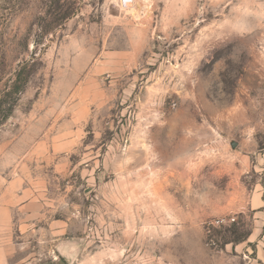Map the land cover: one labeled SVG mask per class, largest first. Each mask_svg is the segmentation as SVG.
I'll return each instance as SVG.
<instances>
[{
    "label": "rangeland",
    "instance_id": "1",
    "mask_svg": "<svg viewBox=\"0 0 264 264\" xmlns=\"http://www.w3.org/2000/svg\"><path fill=\"white\" fill-rule=\"evenodd\" d=\"M33 58L0 264H264V0H0V87Z\"/></svg>",
    "mask_w": 264,
    "mask_h": 264
},
{
    "label": "trees",
    "instance_id": "2",
    "mask_svg": "<svg viewBox=\"0 0 264 264\" xmlns=\"http://www.w3.org/2000/svg\"><path fill=\"white\" fill-rule=\"evenodd\" d=\"M104 0H99V2H103ZM61 10L60 13L54 14L53 22L55 25H60L63 22L71 19L74 15L77 14L78 8ZM36 62L37 59L33 58L31 61H25L20 64L17 71H15L14 78L11 83H9L4 88L0 87V125L4 124L10 116H12L13 112L16 109L18 101L20 99V95L25 90L27 84L29 83L31 77L36 72ZM2 77H0V82ZM239 223L234 221L233 223H229L225 225L224 223L219 226L210 223L208 228V236L209 241L214 245L218 244L217 239H215L219 233L226 230L227 233H231L232 241L238 243L248 237V234H241L238 231Z\"/></svg>",
    "mask_w": 264,
    "mask_h": 264
}]
</instances>
